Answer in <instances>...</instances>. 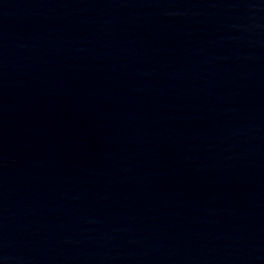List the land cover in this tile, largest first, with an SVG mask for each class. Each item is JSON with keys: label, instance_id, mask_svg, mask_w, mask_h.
Wrapping results in <instances>:
<instances>
[{"label": "water", "instance_id": "obj_1", "mask_svg": "<svg viewBox=\"0 0 264 264\" xmlns=\"http://www.w3.org/2000/svg\"><path fill=\"white\" fill-rule=\"evenodd\" d=\"M0 264H264V0H0Z\"/></svg>", "mask_w": 264, "mask_h": 264}]
</instances>
